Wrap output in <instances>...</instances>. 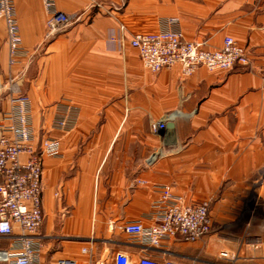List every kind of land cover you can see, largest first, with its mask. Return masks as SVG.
<instances>
[{
  "label": "crops",
  "instance_id": "1",
  "mask_svg": "<svg viewBox=\"0 0 264 264\" xmlns=\"http://www.w3.org/2000/svg\"><path fill=\"white\" fill-rule=\"evenodd\" d=\"M55 1L59 11L84 18L43 42L41 0H14L27 52L18 65H9L0 20V106L28 96L38 142H60L59 157L41 159V264H85L83 248L95 261L116 251L136 260L138 249L120 227L149 226L161 186L187 204L209 202L223 238L179 244V251L264 239V0H97L93 12L90 0ZM171 19L184 39L208 50L230 36L249 54V66L199 67L189 77L178 66L146 71L129 41L170 29ZM59 101L79 109L69 134L50 130ZM169 113L173 120L154 133L150 125Z\"/></svg>",
  "mask_w": 264,
  "mask_h": 264
},
{
  "label": "built area",
  "instance_id": "2",
  "mask_svg": "<svg viewBox=\"0 0 264 264\" xmlns=\"http://www.w3.org/2000/svg\"><path fill=\"white\" fill-rule=\"evenodd\" d=\"M44 15L43 42L62 34L84 18L82 13H64L57 9L55 0H41ZM91 8H101L97 0H90ZM0 20L4 21L6 46L10 66L27 56L22 46L14 0H0ZM171 28L152 34L138 33L130 39V47L140 57L142 67L151 73L178 66L184 77L196 68L208 71H227L234 67H248L249 54L230 36H225L219 49L208 50L205 42L184 39L177 21H169ZM115 41L113 35L109 36ZM79 109L71 102L54 105L50 130L69 134L77 125ZM174 118L166 114L152 123V131L159 132ZM57 138L43 137L39 142L34 128L32 104L26 95L12 96L8 108L0 106V264H41L42 224L41 172L43 157L60 156ZM157 200L151 206V224L141 221L124 223L120 230L127 237V245L138 249L136 260L116 251L108 260L97 261L92 251L83 248L88 256L85 264H234L240 258L234 252L218 250L209 253L185 254L176 249L179 244H194L207 237H217L219 227L212 226L210 205L207 201L187 204L182 196L174 195L169 186H161ZM252 251H264V239L247 235L244 238ZM56 264H80L76 260L59 258Z\"/></svg>",
  "mask_w": 264,
  "mask_h": 264
},
{
  "label": "rangeland",
  "instance_id": "3",
  "mask_svg": "<svg viewBox=\"0 0 264 264\" xmlns=\"http://www.w3.org/2000/svg\"><path fill=\"white\" fill-rule=\"evenodd\" d=\"M95 8H91L88 6L89 12H93ZM43 123V122H42ZM41 124V123H40ZM262 179H264V173L262 175ZM227 250L228 252L236 253L240 258L234 264H264V251H252L249 247H231V248H217V249H208L209 254L216 255L218 250ZM185 254H193V250L183 251ZM263 257V258H262ZM228 264V263H225Z\"/></svg>",
  "mask_w": 264,
  "mask_h": 264
},
{
  "label": "water",
  "instance_id": "4",
  "mask_svg": "<svg viewBox=\"0 0 264 264\" xmlns=\"http://www.w3.org/2000/svg\"><path fill=\"white\" fill-rule=\"evenodd\" d=\"M155 157L153 156V158L152 159H154Z\"/></svg>",
  "mask_w": 264,
  "mask_h": 264
}]
</instances>
